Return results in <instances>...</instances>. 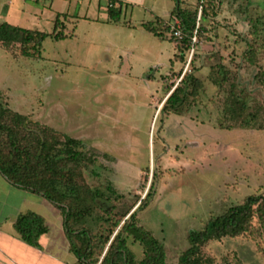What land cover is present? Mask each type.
<instances>
[{"label":"rangeland","instance_id":"obj_1","mask_svg":"<svg viewBox=\"0 0 264 264\" xmlns=\"http://www.w3.org/2000/svg\"><path fill=\"white\" fill-rule=\"evenodd\" d=\"M11 1L7 14L0 11V24L50 34L56 16L66 14L75 35L47 37L40 59L15 58L0 47V99L110 154L99 157L107 169L103 175L88 181L101 188L112 183L124 195L121 212L153 190L138 215L164 243L169 262L189 248L190 229L203 228L248 195L264 193V91L256 80L258 67L245 60L248 43L264 40V31L256 38L249 24L250 17L264 16V0H218L216 16L198 19L204 37H197L183 61L175 60L170 39L143 27L155 19L152 11H172L175 0H126L118 23L105 20L108 0ZM183 1L198 6V0ZM175 19L181 22H169ZM220 63L231 71L222 87L213 82V67ZM193 65L204 83L200 97L165 117L169 87ZM231 83L247 101L244 116L260 114L248 127L224 115ZM259 244L264 248V229L256 238L211 240L203 252L213 264H264ZM130 246L142 258L139 243Z\"/></svg>","mask_w":264,"mask_h":264},{"label":"trees","instance_id":"obj_2","mask_svg":"<svg viewBox=\"0 0 264 264\" xmlns=\"http://www.w3.org/2000/svg\"><path fill=\"white\" fill-rule=\"evenodd\" d=\"M175 1L172 15L181 20L182 39L170 34L169 21L158 16L144 23L143 27L161 40L170 39L177 51L175 60L183 61L184 53L193 46L195 32L197 37H204L206 28L198 23L200 6V19L207 20L217 15L220 4L218 0H204L202 3L198 0L195 7L183 0ZM124 5V2L115 0L113 7L107 8L109 22L121 21ZM68 22H71L68 15L58 14L50 34L1 23L0 47L15 58L40 59L47 37L61 40L75 35L67 27ZM249 24L251 33L260 38L264 31V16L250 17ZM262 54L264 40L259 45L248 43L245 60L258 67L256 80L264 91V65H260ZM195 70L193 65L189 72H180V82L169 87L161 109L165 117L180 113L200 97L204 83L194 75ZM230 74L227 66L217 64L213 67V82L222 87ZM247 108V101L231 83L224 109L226 120L250 126L260 114L248 113L247 119L244 116ZM100 155L111 158L110 154H101L80 139L31 120L29 115L13 110L0 99V173L12 184L43 196L60 211L70 251L77 259L74 264H213L212 258L203 252L211 240L244 235L256 238V234L264 229V193L248 195L223 214L210 217L203 228L190 229L187 233L189 248L177 262H169L164 243L142 225L138 215V210L149 202L153 190L121 212L119 206L124 195L112 183L101 188L88 181L89 178L101 177L107 170L99 160ZM152 188L153 185L150 186ZM15 229L22 240L33 246H38L40 237L49 230L44 218L34 211L21 213ZM135 243L141 246L142 258H138L131 249L130 244ZM259 249L264 253L261 244Z\"/></svg>","mask_w":264,"mask_h":264},{"label":"crops","instance_id":"obj_3","mask_svg":"<svg viewBox=\"0 0 264 264\" xmlns=\"http://www.w3.org/2000/svg\"><path fill=\"white\" fill-rule=\"evenodd\" d=\"M11 4V0L1 2V13L7 14ZM172 11H167L166 16L152 11V16L171 21ZM105 20L108 21V14ZM27 211L40 214L49 228L40 237L38 246L26 243L15 229L17 217ZM76 260L60 211L43 196L12 184L0 173V264H74Z\"/></svg>","mask_w":264,"mask_h":264},{"label":"built area","instance_id":"obj_4","mask_svg":"<svg viewBox=\"0 0 264 264\" xmlns=\"http://www.w3.org/2000/svg\"><path fill=\"white\" fill-rule=\"evenodd\" d=\"M114 1L115 0H108L107 7L108 8L113 7ZM203 1L204 0H201V3ZM201 13H202V6H200V8H199V15H198L199 17H198V19H200ZM168 26H169V33L170 34H172L173 36H175L178 39H182L184 37V31H183L181 22L178 19H175L174 22H169V25ZM196 40H197V36H196V32H195V36L193 37V42L195 43Z\"/></svg>","mask_w":264,"mask_h":264}]
</instances>
